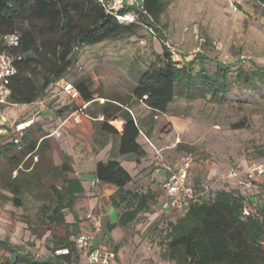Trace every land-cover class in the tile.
I'll return each instance as SVG.
<instances>
[{
	"label": "trees",
	"instance_id": "obj_1",
	"mask_svg": "<svg viewBox=\"0 0 264 264\" xmlns=\"http://www.w3.org/2000/svg\"><path fill=\"white\" fill-rule=\"evenodd\" d=\"M170 1L142 0V9H128H135L142 23L159 25L160 15ZM257 1L264 5V0ZM136 26L142 24L120 23L99 0H0V36L13 32L20 36L16 47L6 48L0 41V50L20 56L10 83L11 102L30 105L42 99L51 84L65 77L80 48L121 39L132 34ZM155 30L157 36L153 38L159 37L163 43L161 54H156L146 68H133L136 80L133 99L151 111L150 128L155 124L153 117L168 114L177 99L209 97L213 102L223 103L234 83L243 88L264 85V67L254 64L251 70L234 68L233 63L200 54L192 60H172L164 44L165 36L161 30ZM28 53L32 56H26ZM205 59L214 63L213 71L202 64ZM199 60V68L195 69ZM73 85L85 103H96L90 82L79 78ZM85 113L99 121L101 136L111 135L118 141L120 154L143 155L137 141L140 130L143 131L142 123L134 119L126 101L106 97L96 111L86 108ZM109 121H115L118 127L121 124L122 132ZM22 144V149H18L12 142L0 139V162L8 165L0 167V189L10 193V196L0 193V198L24 208L26 195L34 193L41 202L37 224L64 225L67 231L65 237L53 238L48 258H36L28 251L19 255L14 246L0 241L1 247L14 250L4 264H78L80 255L70 240L71 226L63 214L64 209L72 207L75 195L83 192L80 181L67 177L70 157L62 154L61 163L54 165L47 155L53 143L41 128L29 129ZM96 175L99 181L119 188L117 200L113 198L123 209L119 226H128L140 214L150 211L154 193L125 189L132 178L118 161L99 162ZM233 183V189L210 190L206 199L186 203L175 220L167 224L166 256L174 261L168 264H264L261 246L264 216L260 210L249 217L241 214L245 197L237 183ZM58 247L68 251L56 254Z\"/></svg>",
	"mask_w": 264,
	"mask_h": 264
},
{
	"label": "rangeland",
	"instance_id": "obj_2",
	"mask_svg": "<svg viewBox=\"0 0 264 264\" xmlns=\"http://www.w3.org/2000/svg\"><path fill=\"white\" fill-rule=\"evenodd\" d=\"M135 1L140 3L141 0ZM159 25L165 42L176 46L186 60L200 54L233 63L234 68L242 66L251 70L253 64L264 67V5L257 0H171L160 15ZM162 44L159 37L154 39L144 27L136 26L132 34L121 39L84 46L77 51L76 61L65 77L51 84L42 99L13 107L11 119L33 118V130L41 128L47 133L57 118L54 112L60 113L61 117L67 111L68 117L82 105L81 97L74 100L63 93L61 87L63 83H73L79 78L92 84L96 103L86 107L91 112L96 111L106 97L126 101L135 112L141 103H137L132 95L136 83L133 68H146L156 59V54H161ZM30 55L32 53L26 56ZM241 56L249 59L242 62ZM199 63L200 60L195 69L199 68ZM202 64L211 71L215 68L211 60L205 59ZM42 112L50 113L52 119L49 116L37 120ZM153 120L156 130L151 149L160 150L162 162L169 165L192 156L190 179L197 191L206 185L214 191L233 189V181L226 178L231 168L264 160V85L243 88L234 83L223 103L213 102L209 97L192 101L177 99L168 114H158ZM71 130L80 132L73 125L67 127V143H73L79 149L84 145H81L83 140ZM52 143L50 152H61L58 143ZM7 166L0 162V167ZM139 187L144 189L138 184ZM40 204L34 193L27 194L26 214L20 213V209L5 211L13 218L0 217V227L6 230V225L11 226L10 221L31 226ZM22 217L27 218V222L20 220ZM174 220L175 216L159 211L152 203L149 212L140 214L122 229L114 244L122 251L118 264L174 263L167 258L165 250L167 224ZM34 231L37 232L35 227ZM34 253L39 254V249L36 248ZM7 258L3 253L0 264Z\"/></svg>",
	"mask_w": 264,
	"mask_h": 264
},
{
	"label": "crops",
	"instance_id": "obj_3",
	"mask_svg": "<svg viewBox=\"0 0 264 264\" xmlns=\"http://www.w3.org/2000/svg\"><path fill=\"white\" fill-rule=\"evenodd\" d=\"M84 103L85 102L83 101L82 105ZM85 105L87 107L89 103H86ZM15 107H18V105ZM80 107L71 111L68 117L67 111L66 115L61 117L60 113L54 112L55 116L57 114V118L52 123V127L47 130V133L49 134L51 142L58 143L61 152H48L47 155L51 158L54 165H59L61 163L62 154L70 157L68 162L70 171H68L67 177L69 179L80 181L83 187V192L75 195L72 207L63 210L65 222L71 226L69 228L71 232L70 240L74 241V238L79 232L89 230L91 221L86 218V215L91 213L94 216L99 217L102 222V229L96 239V243L104 244L109 249L113 250L115 256L109 264H118V261L121 262L122 251L117 250L114 247V244L119 240L122 229L126 227L117 224L118 218L123 209L121 205L118 207L117 203L113 202V198H115V195L119 192V188L116 185L98 180L96 166L99 162H107L109 159L118 161L132 178L131 181L126 184L125 189H130L132 191H138V189H140L139 192L141 193L150 191L155 195L154 202L152 203L156 204V208H158L159 211H163L165 214L173 216H176L177 213L170 210H163L161 208V202L165 198L162 183L165 180L167 173L163 168V163L161 162L162 159L156 155V151L153 148L151 149V147L154 146L151 139L156 130L155 126L150 128L151 124H149V121L151 119L149 116L151 115V111L143 103L135 108V112L130 110L134 119L142 123V130L144 131L140 130V135L137 139L138 143L142 146L144 153L143 155L136 156L134 154H120L118 152V141L111 135L101 136L99 133V121H96V119L85 113V110L79 111ZM130 108L132 109V107ZM12 116L13 108L10 112V119ZM49 116L51 117L50 113L42 112L41 116L37 117V120L41 117L43 119ZM147 117H149L148 120H146ZM11 121L14 123L20 122L15 119L13 120V118ZM115 121H109V123L121 133V124L120 127H118L115 125ZM71 125L80 131L75 133L73 132L74 130H71V132L77 134L83 140L81 145H84L79 149L74 146L73 143H67V127H71ZM43 129H45L44 126ZM68 129L70 130V128ZM36 160L37 157H34V162H36ZM182 160L183 158H181L180 161L172 163L171 166H177ZM15 172L16 171L14 170L13 174H15ZM142 182H145V184L143 183L142 185ZM138 184L144 186V189L140 187L138 188ZM0 193L10 196L9 192L2 189H0ZM115 199L117 200V198ZM15 209H20V213H25V211H27L25 210V207H16L10 201H4L0 198L1 218L11 220L13 216L5 213V211H13ZM36 213L37 211L35 212V217L33 219L34 224L31 226H28L27 223L24 222L10 221L11 226L6 225V230L0 227V241L14 246V250L19 255H23L28 251L36 258H48L51 256L50 248L53 246V238L65 237L67 230L64 225L37 224ZM20 220H26L25 222H27L28 219L22 217ZM34 227L37 229V232L34 231ZM36 248L39 249V254L37 255L34 253ZM58 248H56L55 251H57ZM14 250L0 246V256L5 253L8 260L11 258V253H13ZM78 264L89 263L84 257L79 256Z\"/></svg>",
	"mask_w": 264,
	"mask_h": 264
},
{
	"label": "built area",
	"instance_id": "obj_4",
	"mask_svg": "<svg viewBox=\"0 0 264 264\" xmlns=\"http://www.w3.org/2000/svg\"><path fill=\"white\" fill-rule=\"evenodd\" d=\"M105 9L112 14L120 23H139L153 36H157L156 29L162 31L159 25L144 24L139 21V15L136 7L142 9V0H99ZM150 21L152 19L150 18ZM0 41L6 48L16 47L20 43V36L17 32L6 33L0 36ZM164 44L169 52L170 57L174 61L181 62L186 57L174 45L165 42ZM20 56L10 54L6 49L0 50V139L12 142L18 149H22V138L24 134L34 125V119H25L18 123H14L10 119L11 109L17 104L11 102V87L12 77L16 73V60ZM241 61L246 62L249 57L241 56ZM62 92L70 98L76 100L80 97L78 90L73 83H63ZM86 103L81 105L79 111L85 109ZM102 119V117H99ZM156 155L162 159L160 151L156 150ZM162 162V160H161ZM163 163V162H162ZM192 166V156H185L183 160L175 167L163 163V168L167 173L165 180L162 183V188L165 192V198L161 202L163 210H170L177 214L181 213L188 202H196L206 199L210 193L209 186H203L201 190H196L190 179V170ZM228 180L234 181L240 188L241 194L245 197L241 214L244 217H249L257 210H260L264 216V162H252L249 165L242 167L236 166L231 168L227 174ZM86 218L91 221L89 230L79 232L74 238V249L78 254L84 257L89 264H109L114 258L113 250L109 249L104 244H97L96 239L101 232V219L89 213ZM264 234V227H263ZM261 246L264 250V239L261 241ZM67 249H58L55 253H66Z\"/></svg>",
	"mask_w": 264,
	"mask_h": 264
}]
</instances>
